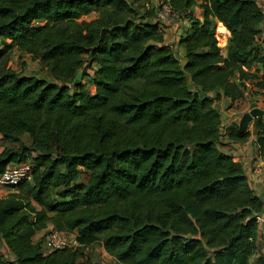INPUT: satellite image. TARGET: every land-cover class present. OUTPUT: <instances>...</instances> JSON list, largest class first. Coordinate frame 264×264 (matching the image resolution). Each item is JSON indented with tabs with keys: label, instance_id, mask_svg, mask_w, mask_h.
<instances>
[{
	"label": "trees",
	"instance_id": "obj_1",
	"mask_svg": "<svg viewBox=\"0 0 264 264\" xmlns=\"http://www.w3.org/2000/svg\"><path fill=\"white\" fill-rule=\"evenodd\" d=\"M170 5L186 22L181 57L154 0H0V174L32 164L0 197V264H96V244L118 264H264V196L222 148L249 132L220 109L240 108L247 83L264 94L263 7ZM216 23L230 33L224 55ZM13 51L47 76L15 72ZM48 228L76 245L44 250L33 238Z\"/></svg>",
	"mask_w": 264,
	"mask_h": 264
},
{
	"label": "rangeland",
	"instance_id": "obj_2",
	"mask_svg": "<svg viewBox=\"0 0 264 264\" xmlns=\"http://www.w3.org/2000/svg\"><path fill=\"white\" fill-rule=\"evenodd\" d=\"M155 1V0H154ZM257 2H260L261 5L263 6V10H264V3L262 4V0H257ZM197 15L199 14V11L196 10ZM92 18H94L93 15L88 16L86 19L87 20H91ZM35 24H42V22H38ZM176 25H179V27H182L183 24H185V22L183 21L181 24L179 22V19H177L175 21ZM220 26V25H219ZM218 25L215 27H219ZM223 26V25H222ZM172 27H174L173 25L171 26H167L164 27L165 28V40L167 41L168 44H170V46H173L174 48V52L179 56H180V50L178 47H176V39H170V37H167V33H168V29H171ZM224 28V27H223ZM225 29V28H224ZM261 32L260 35L257 36L256 38V44H258L260 46V49L262 50V52L264 53V23L260 26ZM219 31V32H218ZM225 31L227 32H223L222 30H218L216 28L215 32L217 34H219L221 37L218 39L219 41V47L221 49L222 54L224 55L226 53L227 50V44H228V34L230 35L229 31L225 29ZM226 34V35H225ZM0 47H1V43H0ZM10 61H11V67L12 69L20 74H25V75H29V76H34L38 79L41 78H45L47 75L45 73L44 70L41 69V66L38 62H33L29 59V57L25 54L19 53L18 51H13L10 53ZM86 73L88 74V77L92 75L93 71L92 70H86ZM88 77H84L82 82H86ZM86 84V89H90V86ZM246 97L244 99V102L242 104V106L240 108H238L237 110H226L223 111V107L221 104V111L223 112L224 116H225V122L226 124H231V123H239L241 116L248 112L250 109V105L252 103H256L257 107L263 106L264 105V94L263 92H258L257 89L253 86V83H247L246 84ZM250 125V124H249ZM247 127V130L249 132V137L248 140L253 137L254 140V135H255V126L253 127ZM247 140V141H248ZM25 143L29 144V140L28 139H24ZM226 145H224L223 147H225ZM228 151H230V148L228 149ZM244 157L242 158V156L240 157L242 162H245V172L247 174V176H249L251 173L255 174V171L257 169H261L262 166L264 167V156H260L258 154H256L254 152V154L248 153L247 155H243ZM247 156V157H246ZM248 156H251L252 159H249ZM247 158L246 160H244V158ZM261 162V163H260ZM87 173L85 171H83L81 177L79 178V181L82 183H85L88 179ZM251 185L254 188V183L253 180H251ZM255 192L257 194L261 193V190L259 189V187L254 188ZM264 191V190H263ZM264 196V193H263ZM1 197V196H0ZM41 236V235H40ZM70 237L69 239H67L69 242H71L73 240V236H68ZM41 240V237H39ZM258 243L260 244V246L262 247L261 249V254L264 256V223H262L259 227V237H258ZM1 246V245H0ZM86 253H88L91 257V259L96 263V264H118L114 259H112L109 255H107L103 249L101 248L100 245L96 244L90 248H88V250L86 251Z\"/></svg>",
	"mask_w": 264,
	"mask_h": 264
},
{
	"label": "built area",
	"instance_id": "obj_3",
	"mask_svg": "<svg viewBox=\"0 0 264 264\" xmlns=\"http://www.w3.org/2000/svg\"><path fill=\"white\" fill-rule=\"evenodd\" d=\"M154 3L157 8L155 21L166 27L173 25L177 27V29L181 32L179 25H176L175 21L179 19V22L181 24L183 21L185 22V20H183V17H179L175 12H173L172 7L170 5V0H155ZM263 3L264 0H262V4ZM184 25H186V22L185 24H183V26ZM217 25L219 26V23L216 24V26ZM216 28L218 29V27H215V30ZM215 35L218 39L221 37L216 32ZM229 37L230 35L228 34V38ZM258 108L263 111V114L261 117H259V119L261 121V124L264 125V106ZM244 144H241L240 147L241 146L243 147ZM235 151H236L235 153L231 154L234 157V160L237 162H242L240 157L242 156L243 158V155L237 157L236 154H238L240 151L239 150L237 151L236 149ZM31 171H32L31 162L9 165L6 168V170L2 174H0V191L4 189H9V187L16 186L21 182L31 181V173H32ZM261 173H264L263 166L261 169H257L254 175H259ZM258 221L264 223L263 219L258 218ZM40 237H41L42 247L44 250H56V249L64 248L66 246L76 245L74 239L71 242H69L67 239H69L70 237L67 238L63 234L53 230L52 228H48L47 230H45Z\"/></svg>",
	"mask_w": 264,
	"mask_h": 264
},
{
	"label": "crops",
	"instance_id": "obj_4",
	"mask_svg": "<svg viewBox=\"0 0 264 264\" xmlns=\"http://www.w3.org/2000/svg\"><path fill=\"white\" fill-rule=\"evenodd\" d=\"M216 24H218V23H216ZM219 25L220 26L218 27V30H222L223 32H226L225 29L223 28L222 24L219 23ZM179 33H180V31L177 29V27L174 26L171 29H168L167 37H170V39H173L174 40V39L177 38V36L179 35ZM19 53H21V52H19ZM22 54H24V53H22ZM263 106H260V107H263ZM253 124H254V122H251L250 125H249V127L250 126L253 127ZM252 138L253 137H251L247 142H245V144L243 145V147L242 146L241 147L240 146H235V145L233 147L232 144H228V145L225 144L226 146L225 147H222V148H223V150L225 152H227L230 155L236 152L235 149L237 151L239 150L240 152L238 154H236L237 157L238 156H241V155H247L248 153H250V151H251L252 154H254L255 149H254V146H253V141H252L253 139ZM229 148H230V151H228ZM246 157L244 158V160L247 159ZM248 158L249 159H252L251 156H248ZM241 163L243 164V166H245V162H241ZM248 178L250 180H253L254 188L256 186V187H259V189L261 190V193H259L258 195H263V193H264V191H263L264 190V173H261L259 175H254V173H251L248 176ZM12 192L13 191H11L9 189H4V190H1L0 191V196L1 197H6L8 194H10ZM40 235H41V233L37 234L33 238V241L35 242L36 240H38L39 237H40ZM0 253H3V254H6L7 253L6 249L2 245L0 246ZM9 257H11V256H9Z\"/></svg>",
	"mask_w": 264,
	"mask_h": 264
},
{
	"label": "water",
	"instance_id": "obj_5",
	"mask_svg": "<svg viewBox=\"0 0 264 264\" xmlns=\"http://www.w3.org/2000/svg\"><path fill=\"white\" fill-rule=\"evenodd\" d=\"M181 63V66H185L186 62L185 61H180ZM263 114V111L260 110L258 107H257V104L256 103H252L250 105V109L248 112L244 113L242 116H241V119L239 121V123L237 124V128H238V132H244L248 125L256 120L257 118L261 117Z\"/></svg>",
	"mask_w": 264,
	"mask_h": 264
}]
</instances>
